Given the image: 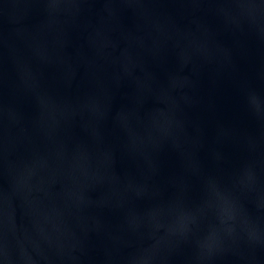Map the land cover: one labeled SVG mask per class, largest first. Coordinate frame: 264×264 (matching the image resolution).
<instances>
[{
    "label": "water",
    "instance_id": "95a60500",
    "mask_svg": "<svg viewBox=\"0 0 264 264\" xmlns=\"http://www.w3.org/2000/svg\"><path fill=\"white\" fill-rule=\"evenodd\" d=\"M0 264H264V0H0Z\"/></svg>",
    "mask_w": 264,
    "mask_h": 264
}]
</instances>
